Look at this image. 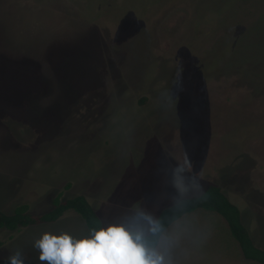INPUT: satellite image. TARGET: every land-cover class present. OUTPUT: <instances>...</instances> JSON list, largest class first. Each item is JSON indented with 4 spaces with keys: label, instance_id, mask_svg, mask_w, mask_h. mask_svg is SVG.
Returning <instances> with one entry per match:
<instances>
[{
    "label": "rangeland",
    "instance_id": "obj_1",
    "mask_svg": "<svg viewBox=\"0 0 264 264\" xmlns=\"http://www.w3.org/2000/svg\"><path fill=\"white\" fill-rule=\"evenodd\" d=\"M210 185L264 250V0H0V212L82 195L102 227L148 233L138 213ZM44 232L89 234L72 209L0 228V264H42ZM155 247L169 264H261L202 208Z\"/></svg>",
    "mask_w": 264,
    "mask_h": 264
},
{
    "label": "clouds",
    "instance_id": "obj_2",
    "mask_svg": "<svg viewBox=\"0 0 264 264\" xmlns=\"http://www.w3.org/2000/svg\"><path fill=\"white\" fill-rule=\"evenodd\" d=\"M137 215L148 220L147 232L159 230L143 213ZM33 247L42 264H169L164 251L150 246L145 228L134 223H109L81 238L44 232ZM8 262L24 264L21 252L10 255Z\"/></svg>",
    "mask_w": 264,
    "mask_h": 264
},
{
    "label": "trees",
    "instance_id": "obj_3",
    "mask_svg": "<svg viewBox=\"0 0 264 264\" xmlns=\"http://www.w3.org/2000/svg\"><path fill=\"white\" fill-rule=\"evenodd\" d=\"M197 208L215 211L225 219L229 231L238 242L242 254L245 258L264 264V250L253 245L251 239L240 221L238 208L230 203L219 187L210 185L197 196L184 198L168 207L163 208L154 220L156 232L146 233V239L150 246L155 247L162 232L176 219L185 213ZM72 209L79 213L84 220L88 233L92 228L102 227V223L85 197L76 195L61 202H55L52 209L33 216L27 211L25 205L16 206L12 214L0 212V228L16 230L38 222H50L57 219L62 213Z\"/></svg>",
    "mask_w": 264,
    "mask_h": 264
}]
</instances>
